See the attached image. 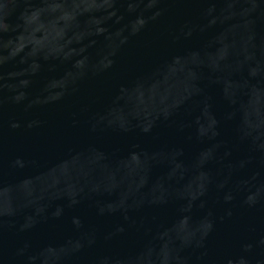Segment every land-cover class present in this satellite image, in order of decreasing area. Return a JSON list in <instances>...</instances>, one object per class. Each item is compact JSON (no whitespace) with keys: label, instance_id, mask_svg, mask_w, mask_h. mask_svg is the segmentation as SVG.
Listing matches in <instances>:
<instances>
[{"label":"water","instance_id":"1","mask_svg":"<svg viewBox=\"0 0 264 264\" xmlns=\"http://www.w3.org/2000/svg\"><path fill=\"white\" fill-rule=\"evenodd\" d=\"M0 264H264V0H0Z\"/></svg>","mask_w":264,"mask_h":264}]
</instances>
